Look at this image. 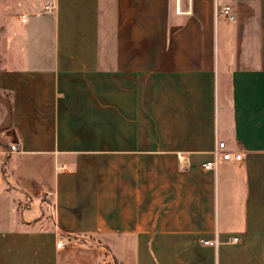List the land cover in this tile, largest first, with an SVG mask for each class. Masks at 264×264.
Segmentation results:
<instances>
[{
  "label": "crops",
  "instance_id": "0c3cea01",
  "mask_svg": "<svg viewBox=\"0 0 264 264\" xmlns=\"http://www.w3.org/2000/svg\"><path fill=\"white\" fill-rule=\"evenodd\" d=\"M48 1L0 0V264H264V0Z\"/></svg>",
  "mask_w": 264,
  "mask_h": 264
},
{
  "label": "built area",
  "instance_id": "2783aa9c",
  "mask_svg": "<svg viewBox=\"0 0 264 264\" xmlns=\"http://www.w3.org/2000/svg\"><path fill=\"white\" fill-rule=\"evenodd\" d=\"M55 7L54 1L49 0L43 7L44 11H52ZM218 13H221L225 15L228 19H233L234 18V11L233 7L230 4L223 5L222 7H219L217 9ZM21 20L25 21V16H21ZM19 150V142L18 141H12L9 144V149L8 152H14ZM214 155V161H208L202 164V167L205 169L208 168H213L217 164V159L221 158L223 160H229V159H234V160H241L242 159V154L238 151H230L227 150L226 143L223 140H220L217 142L216 147L212 151ZM238 237H233L232 241H237ZM204 244L207 245H217L218 241L216 239H205L203 240ZM58 247L62 246L63 243L62 241L58 242L56 244Z\"/></svg>",
  "mask_w": 264,
  "mask_h": 264
},
{
  "label": "rangeland",
  "instance_id": "374dc122",
  "mask_svg": "<svg viewBox=\"0 0 264 264\" xmlns=\"http://www.w3.org/2000/svg\"><path fill=\"white\" fill-rule=\"evenodd\" d=\"M8 97L0 92V159L4 160L9 149V143L13 140L9 128ZM7 150V151H6Z\"/></svg>",
  "mask_w": 264,
  "mask_h": 264
}]
</instances>
